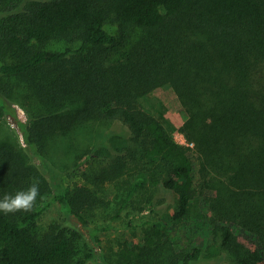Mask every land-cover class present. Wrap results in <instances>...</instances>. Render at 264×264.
<instances>
[{
	"label": "trees",
	"instance_id": "1",
	"mask_svg": "<svg viewBox=\"0 0 264 264\" xmlns=\"http://www.w3.org/2000/svg\"><path fill=\"white\" fill-rule=\"evenodd\" d=\"M168 85L189 115L181 132L211 176L212 208L225 221L204 238H220L239 264H264V0H0V115L15 116L22 132L16 145L0 138V197L33 179L40 187L31 211L0 212V264L204 259L196 245L180 260L164 261L169 253L158 245L169 224L161 220L140 253L99 252V234L111 226L87 221L97 193L90 185L66 188L67 171L53 157L64 137L97 122L105 130L94 146L74 150L75 169L98 162L91 184L116 183L127 193L116 218L151 186L152 213L168 212L166 200L177 207L170 220L185 219L196 183L189 148L139 102ZM22 86L37 98L31 110L21 105L26 121L13 106ZM54 205L63 222L40 226ZM234 223L256 240L244 241Z\"/></svg>",
	"mask_w": 264,
	"mask_h": 264
},
{
	"label": "rangeland",
	"instance_id": "2",
	"mask_svg": "<svg viewBox=\"0 0 264 264\" xmlns=\"http://www.w3.org/2000/svg\"><path fill=\"white\" fill-rule=\"evenodd\" d=\"M108 28L114 30V28ZM17 96L20 104L18 106L13 104V106L18 108L19 118L26 121L28 114L21 105L28 102V109L31 110L37 106V98L34 95V90L26 86H22V91L18 89ZM139 102L147 112L164 124L167 131L179 144L189 148L196 176L191 211L185 219L171 221V214L177 207L168 201L166 203L165 200V205L169 204L168 212L163 215L152 213L150 203L154 191L151 186H148L145 190L140 191L116 218L127 193L120 189L116 183L91 184L101 167L98 162L92 161L82 169H75L78 155L74 154V150H81L87 145L94 146L101 138L99 134L105 130V127L97 122L81 126L71 135L64 137L65 142L53 150V157L60 169L67 171L64 176L66 188L73 189L77 185H90L92 190L97 193L99 200L92 210L87 212V221L91 227L100 229L111 226L110 229L101 231L99 234L101 244L97 247L98 251H103L110 256H116L125 248L140 253L142 247L148 246L147 237H154V223L161 220L169 224L168 228L164 230L165 237L162 242L160 244L157 242L158 246H164L168 251L166 253H169L167 256L163 253L164 261H178L182 258L183 251H192L194 246L201 245L204 248L205 257L199 264H239L232 254L221 247L220 238L212 242L203 236L209 229L212 230L213 225H223L225 221H219L220 218L215 217L212 208L215 202L214 191L209 186L211 176H208V173L203 170L194 144L188 142L186 136L181 132V127L188 121L189 115L176 92L169 85L160 87L141 97ZM29 115H32L31 111ZM16 132L19 136L22 134L19 126L12 123L11 115L7 113L0 115V138L7 143L16 145ZM115 143L117 146L125 144L121 140L115 141ZM163 195L162 192L158 194L159 197ZM63 219V214L54 205L42 216L40 226L46 227L52 223H62ZM230 226L244 241L256 240L255 236L247 232L239 223L230 224Z\"/></svg>",
	"mask_w": 264,
	"mask_h": 264
},
{
	"label": "clouds",
	"instance_id": "3",
	"mask_svg": "<svg viewBox=\"0 0 264 264\" xmlns=\"http://www.w3.org/2000/svg\"><path fill=\"white\" fill-rule=\"evenodd\" d=\"M40 196L39 181L33 179L27 189L19 190L15 194H4L0 197V212L12 214L16 212H29Z\"/></svg>",
	"mask_w": 264,
	"mask_h": 264
},
{
	"label": "water",
	"instance_id": "4",
	"mask_svg": "<svg viewBox=\"0 0 264 264\" xmlns=\"http://www.w3.org/2000/svg\"><path fill=\"white\" fill-rule=\"evenodd\" d=\"M11 121H12V123L14 124V125H18V122H17V120H16V118L15 117H13V116H11Z\"/></svg>",
	"mask_w": 264,
	"mask_h": 264
}]
</instances>
